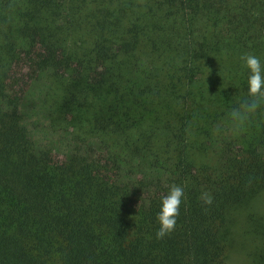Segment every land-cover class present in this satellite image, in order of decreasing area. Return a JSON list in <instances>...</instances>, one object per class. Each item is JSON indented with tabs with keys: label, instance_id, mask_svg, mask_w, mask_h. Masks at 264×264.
Here are the masks:
<instances>
[{
	"label": "trees",
	"instance_id": "16d2710c",
	"mask_svg": "<svg viewBox=\"0 0 264 264\" xmlns=\"http://www.w3.org/2000/svg\"><path fill=\"white\" fill-rule=\"evenodd\" d=\"M25 52L68 123L63 163L24 123ZM246 53L264 65V0H0V264H229L235 214L264 190V107L229 130Z\"/></svg>",
	"mask_w": 264,
	"mask_h": 264
},
{
	"label": "rangeland",
	"instance_id": "374dc122",
	"mask_svg": "<svg viewBox=\"0 0 264 264\" xmlns=\"http://www.w3.org/2000/svg\"><path fill=\"white\" fill-rule=\"evenodd\" d=\"M36 71L33 65V55L25 52L17 62L12 86L24 101V123L28 126L33 139L50 151V159L54 163H63L69 152L71 134L64 131L60 125L68 124L65 119L50 111V97L43 98L44 83L35 85ZM98 150V149H97ZM96 157L101 163H107V155L100 148ZM250 211L259 212L264 223V190L245 203V206L235 214V222L231 228V244L229 246V264H264V250L261 241L252 232L253 225L248 222Z\"/></svg>",
	"mask_w": 264,
	"mask_h": 264
},
{
	"label": "clouds",
	"instance_id": "9594fccd",
	"mask_svg": "<svg viewBox=\"0 0 264 264\" xmlns=\"http://www.w3.org/2000/svg\"><path fill=\"white\" fill-rule=\"evenodd\" d=\"M241 60L244 61L245 67L249 70L248 90L247 95L241 97L229 113V130L234 136L242 134L260 109L264 107V65L253 54L246 53L241 57ZM184 196V188L173 184L167 195L162 197V206L157 214V220L160 224L156 232L157 239H162L175 230ZM201 199L206 205L212 203V197L207 193H203Z\"/></svg>",
	"mask_w": 264,
	"mask_h": 264
}]
</instances>
